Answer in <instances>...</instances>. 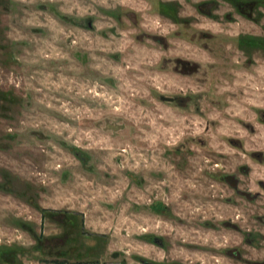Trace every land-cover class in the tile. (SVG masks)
I'll return each mask as SVG.
<instances>
[{
  "label": "rangeland",
  "instance_id": "374dc122",
  "mask_svg": "<svg viewBox=\"0 0 264 264\" xmlns=\"http://www.w3.org/2000/svg\"><path fill=\"white\" fill-rule=\"evenodd\" d=\"M162 1L0 0V264H264V0Z\"/></svg>",
  "mask_w": 264,
  "mask_h": 264
},
{
  "label": "flooded vegetation",
  "instance_id": "af4514ba",
  "mask_svg": "<svg viewBox=\"0 0 264 264\" xmlns=\"http://www.w3.org/2000/svg\"><path fill=\"white\" fill-rule=\"evenodd\" d=\"M156 3L159 4L158 7L161 8V10H162V8H168V7H170L169 4H170L171 2H170V1L156 0ZM242 4H243V7L240 6V5H242ZM170 5H171V4H170ZM245 5H246V4H245ZM245 5H244V3H240V4H239V6H240V10H242L243 12L245 11V8L247 9V7H244ZM239 6H238V8H239ZM245 13H246L249 17H251V14H252V8L249 9V11H248V9H247V11H246ZM174 100H176V96H174V99H173V100H170V101H174ZM146 261L149 262V260H146Z\"/></svg>",
  "mask_w": 264,
  "mask_h": 264
},
{
  "label": "water",
  "instance_id": "95a60500",
  "mask_svg": "<svg viewBox=\"0 0 264 264\" xmlns=\"http://www.w3.org/2000/svg\"><path fill=\"white\" fill-rule=\"evenodd\" d=\"M163 99H167V100H173L174 96H169V95H164Z\"/></svg>",
  "mask_w": 264,
  "mask_h": 264
}]
</instances>
